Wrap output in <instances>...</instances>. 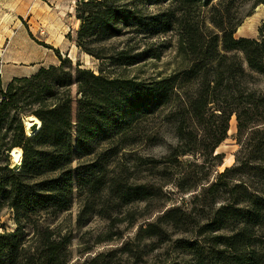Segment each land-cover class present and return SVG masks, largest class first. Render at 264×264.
I'll return each mask as SVG.
<instances>
[{
    "label": "trees",
    "instance_id": "16d2710c",
    "mask_svg": "<svg viewBox=\"0 0 264 264\" xmlns=\"http://www.w3.org/2000/svg\"><path fill=\"white\" fill-rule=\"evenodd\" d=\"M214 1L83 0L76 8L77 45L100 62L97 73L47 46L59 65L0 87V213L9 211L16 225L14 231L0 226V264H68L71 237L43 225L45 218L69 211L76 199L80 225L98 216L134 226L154 210L122 216L123 209L151 203L170 185L182 195L201 189L194 204L202 210L168 209L141 227L136 240L167 237L165 224L195 236L179 248L194 264H264V93L249 88L264 76V25L258 39L238 40L242 22L231 16L237 0ZM260 4L255 0L254 7ZM168 34L187 70L148 80L124 74L160 59L153 40ZM30 117L42 122L34 136L25 126ZM234 117L241 149L211 181L224 166L218 149ZM166 126L176 138L169 154L139 156L138 149L164 141ZM16 148L23 151L21 167L13 163ZM131 160L152 180L134 182ZM129 244L119 252L139 257L158 249L135 251ZM117 253L90 264H114Z\"/></svg>",
    "mask_w": 264,
    "mask_h": 264
},
{
    "label": "rangeland",
    "instance_id": "374dc122",
    "mask_svg": "<svg viewBox=\"0 0 264 264\" xmlns=\"http://www.w3.org/2000/svg\"><path fill=\"white\" fill-rule=\"evenodd\" d=\"M81 1L83 0H0V87L6 88L12 81L13 75L29 74L39 67L59 65L60 60L55 50H59L62 58H70L74 65L81 64L82 68L97 73L100 62L83 52L77 45V35L81 23L76 18V8ZM221 1L215 0L212 6L218 5ZM254 4L255 0H237L232 8L233 22H242L243 34L250 37L246 39H258L259 29L264 25V4H260L256 8ZM210 10L211 7L205 10V19L208 25L210 24ZM258 26H260L259 29ZM240 34L242 33L238 34L237 30L235 38L242 39L239 38ZM176 41L173 34L153 40L152 47L161 52L160 59L141 63L136 67L129 68L124 74L129 78L148 80L158 76L168 77L187 70L189 62L179 55ZM249 88L258 93H264V76L256 75ZM156 123L160 124L161 122L156 120ZM162 134L164 137L162 143L151 147L143 146L142 149H138L139 156L158 159L167 156L171 145L176 144V138L171 126H166ZM236 134L237 121L234 117L231 121L229 138L218 149V152L225 156L224 166L218 167V171L212 173L211 181L214 180L217 172H223L225 168L234 164L235 156L241 149L235 138ZM75 153V166H77L80 159L77 151ZM186 158H183L182 161H185ZM132 160L129 163L134 166L130 172L132 180L138 183L152 180L146 167L139 165L140 167L136 169ZM180 168L182 167L179 166L173 171ZM200 192L201 189H197L182 195L170 185L164 188L163 194L151 203H140L124 208L122 216H126L129 212L145 214L147 211L154 210L149 215L139 217L134 226H131L128 221L112 225L109 220L98 216H92L87 223L80 225L78 222L80 206L76 199L69 211L54 217H47L42 223L57 230L62 236L69 235L71 237L68 264H90L98 255L108 254L112 251H118L113 258L114 264H194L192 257L179 249L181 248L180 242L194 239L195 236L191 233L177 231L173 227L161 224L168 233L167 237L146 238L138 241L136 235L141 227L156 222L168 209L183 207L189 211L194 209L201 211L202 204H194V198ZM205 207L207 216L211 212V207L206 205ZM199 211H197L198 218V215H204ZM2 224L9 231L16 229L13 216L9 211L0 213V226ZM127 244H129L128 248H134L135 251L138 250L137 248L142 250L152 248L153 245H156L155 248L158 249L152 252L145 249L146 252L142 256L135 257L133 253L119 252Z\"/></svg>",
    "mask_w": 264,
    "mask_h": 264
},
{
    "label": "bare ground",
    "instance_id": "6f19581e",
    "mask_svg": "<svg viewBox=\"0 0 264 264\" xmlns=\"http://www.w3.org/2000/svg\"><path fill=\"white\" fill-rule=\"evenodd\" d=\"M32 126L36 127L35 131H32ZM41 127H42V122L35 117H32V121L26 120V129L28 131L29 136H34L36 132L40 130ZM12 157L16 166L21 167L23 165L24 157H23L22 149L20 148L14 149Z\"/></svg>",
    "mask_w": 264,
    "mask_h": 264
},
{
    "label": "crops",
    "instance_id": "0c3cea01",
    "mask_svg": "<svg viewBox=\"0 0 264 264\" xmlns=\"http://www.w3.org/2000/svg\"><path fill=\"white\" fill-rule=\"evenodd\" d=\"M259 27H260V26H258V29H259ZM258 29H257V31H258ZM239 33H242V34H240L239 38H248V37H249V36H246L245 34H243L244 32H243V30H241V27H240V29H238V34H239ZM249 38H250V37H249ZM40 68H41V67H39L37 70H35L34 72H31V73H29V74H27V73H20V74L13 75V76L11 77V79H13V78H15V77H29V76L35 74Z\"/></svg>",
    "mask_w": 264,
    "mask_h": 264
},
{
    "label": "water",
    "instance_id": "95a60500",
    "mask_svg": "<svg viewBox=\"0 0 264 264\" xmlns=\"http://www.w3.org/2000/svg\"><path fill=\"white\" fill-rule=\"evenodd\" d=\"M26 120H27V121H32V117L27 118ZM26 120H25V126H26ZM12 155H13V152H12Z\"/></svg>",
    "mask_w": 264,
    "mask_h": 264
}]
</instances>
